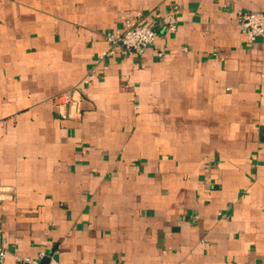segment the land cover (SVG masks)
<instances>
[{"label": "crops", "instance_id": "obj_1", "mask_svg": "<svg viewBox=\"0 0 264 264\" xmlns=\"http://www.w3.org/2000/svg\"><path fill=\"white\" fill-rule=\"evenodd\" d=\"M172 4L176 31L104 68L108 31ZM240 9L264 0H0L6 264H264V37Z\"/></svg>", "mask_w": 264, "mask_h": 264}, {"label": "built area", "instance_id": "obj_2", "mask_svg": "<svg viewBox=\"0 0 264 264\" xmlns=\"http://www.w3.org/2000/svg\"><path fill=\"white\" fill-rule=\"evenodd\" d=\"M179 6L172 4L168 12L162 17L154 20L152 23L145 21L127 20V26L123 31H108L106 33L107 46L99 55V62H103L105 69H108L107 60L114 56H139L142 55L148 47L154 44L161 28L169 31H176L179 25L178 17ZM237 23L246 36L249 44L255 42L259 37H264V10H243L237 12ZM160 56L164 51L160 50ZM97 71H91L88 75L91 79L98 77ZM80 88L67 91L62 95L55 97L56 106L62 107L66 102H76L77 94L80 95ZM7 239L0 233V264H6L8 252ZM44 253L41 254L42 258ZM12 264H42L41 259L31 257H18ZM47 264H61L56 259L51 258Z\"/></svg>", "mask_w": 264, "mask_h": 264}, {"label": "water", "instance_id": "obj_3", "mask_svg": "<svg viewBox=\"0 0 264 264\" xmlns=\"http://www.w3.org/2000/svg\"><path fill=\"white\" fill-rule=\"evenodd\" d=\"M47 262H48V259H46L42 264H47Z\"/></svg>", "mask_w": 264, "mask_h": 264}]
</instances>
